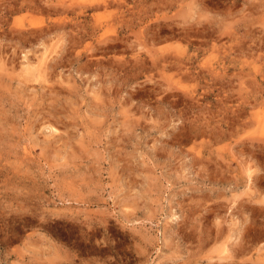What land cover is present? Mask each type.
<instances>
[{"label":"rangeland","instance_id":"obj_1","mask_svg":"<svg viewBox=\"0 0 264 264\" xmlns=\"http://www.w3.org/2000/svg\"><path fill=\"white\" fill-rule=\"evenodd\" d=\"M0 264H264V0H0Z\"/></svg>","mask_w":264,"mask_h":264},{"label":"bare ground","instance_id":"obj_2","mask_svg":"<svg viewBox=\"0 0 264 264\" xmlns=\"http://www.w3.org/2000/svg\"><path fill=\"white\" fill-rule=\"evenodd\" d=\"M246 168H248V167H246ZM246 170V169H245Z\"/></svg>","mask_w":264,"mask_h":264}]
</instances>
